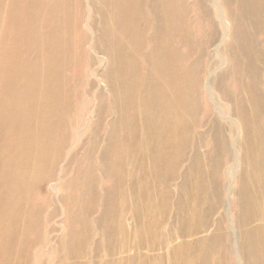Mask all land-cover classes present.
Wrapping results in <instances>:
<instances>
[{"label": "rangeland", "instance_id": "1", "mask_svg": "<svg viewBox=\"0 0 264 264\" xmlns=\"http://www.w3.org/2000/svg\"><path fill=\"white\" fill-rule=\"evenodd\" d=\"M177 1L162 0L159 8L163 19L159 23L163 32L160 26L153 29L154 24L144 37L146 45L140 53H135L133 45L126 47V41L119 36L118 25L113 22L117 11L114 0L60 2L69 5L71 17L79 15L80 23L67 27L68 36L64 37L59 32L66 30L62 20L59 21L64 13L59 17L57 12L48 32L39 31L45 37L39 40L42 41L39 46L45 44L46 48L38 51V59L44 61L47 54L48 57L50 53L59 54L61 61L56 65L62 75L53 83L64 87L61 106L45 113L51 120L48 133L51 153L47 160L52 168L45 166L39 171L41 175L50 174L46 182L24 185L32 208L38 211L25 212L20 218L21 230L14 232L16 246L11 250L6 247L11 256L5 255L0 264H185L187 260L189 264H264V0ZM157 30L165 40L156 46L152 40L159 38ZM160 48L178 59L166 63L143 55L147 53L152 58ZM254 55L259 56L256 59ZM257 68L260 71L256 72ZM173 81L175 94L163 95L161 91L168 90ZM240 107L242 111L245 109L244 113ZM231 109L235 112L231 113ZM243 135L246 136L242 138ZM161 136L167 138V143H162V138L156 140ZM41 139L36 137L34 145H41ZM170 159L173 162L177 159L175 166ZM128 169L132 171L129 173ZM77 216L81 222L76 220ZM19 237L23 238L20 243ZM186 256L189 258L185 259Z\"/></svg>", "mask_w": 264, "mask_h": 264}, {"label": "bare ground", "instance_id": "2", "mask_svg": "<svg viewBox=\"0 0 264 264\" xmlns=\"http://www.w3.org/2000/svg\"><path fill=\"white\" fill-rule=\"evenodd\" d=\"M65 1H69V0H58V1H54V0H0V262H2L5 259V255L9 254L7 253V249L6 247H8V249L14 245L16 246V240L14 237V232L15 231H19L21 230L20 228L22 227V222L20 220L21 217L25 216V212H31L34 209L32 208V200L29 198V196L25 193L24 191V185L27 184L29 185L30 183H34V182H46L48 180V178L50 177V174L47 175H41L39 174V171L41 169H43L45 166L46 167H51L52 163H48L49 161L47 160L48 156L51 153V146L48 143V133L50 130V118L46 116V110L56 107V106H61L62 102H63V97H62V93L64 90V87L62 84H54L53 81L55 79H58L62 74L61 71L58 69L59 67L56 65L57 62L61 61V58L59 56L58 53L51 55V53L49 54L50 56L48 57V54L46 52V56L44 61H39L40 59H38V51L42 48L45 47L44 45L39 46V44H42V40L43 38H45L43 35H41L39 33V31L41 30V33H47L49 30L50 25L52 24V22L54 21V18L56 15V13H59V17L62 13H64L62 18H59V21H61V23L63 24L62 26L65 27L66 30H59L61 35H64V37L68 36L67 31V27L69 26H73V25H77L78 22L80 23V18L79 15H75L73 17H71L69 15V5H65L64 4H59L60 2H65ZM77 1V0H76ZM74 0V2H76ZM79 1V0H78ZM90 1V0H89ZM104 1V0H103ZM157 4L153 3V0H114V2L116 3L115 7L117 6V11L115 14V21H113L114 23L116 22L118 25V31H119V36H121L125 41H126V47H130L131 45L135 46V53H137L139 50H141L146 43L144 44V37L148 34V31L154 26V24H156L154 28L160 26V30L161 32H163L162 30L163 25L161 23H159L161 21V19H163L162 17V10L161 8H159V5L162 3V0H156ZM177 1V0H176ZM212 1V0H211ZM217 1V0H216ZM82 2V1H81ZM97 2V1H96ZM178 2V1H177ZM176 2V3H177ZM181 2V1H180ZM183 2V0H182ZM185 2V1H184ZM213 2V1H212ZM211 2V3H212ZM219 2V0H218ZM217 2V3H218ZM73 3V2H72ZM80 3V2H79ZM87 3V2H86ZM90 3V2H89ZM88 3V4H89ZM114 3V4H115ZM172 3V2H171ZM175 3V5H177ZM195 3V1H194ZM264 3V2H263ZM82 4V3H81ZM96 4V3H95ZM111 4V3H110ZM113 4V3H112ZM187 4V3H186ZM214 4V3H213ZM219 4V3H218ZM217 4V6H218ZM87 5V4H86ZM105 5V3H104ZM164 5V4H163ZM180 5V4H179ZM184 5V4H183ZM203 5V4H202ZM205 5V4H204ZM203 5V7H204ZM207 5V4H206ZM211 5V4H210ZM220 5V4H219ZM227 5V4H226ZM80 6V5H79ZM89 6V5H88ZM100 6V4H99ZM110 6V5H109ZM59 8L58 10H55L54 8ZM95 7V6H94ZM112 7V6H111ZM110 7V8H111ZM182 7V6H181ZM180 7V8H181ZM212 7V6H211ZM214 7V6H213ZM73 8V5H72ZM84 8V7H83ZM89 8V7H88ZM100 8V7H99ZM106 8V7H105ZM165 8V7H163ZM208 8V7H207ZM257 8V7H255ZM103 9V8H102ZM153 9V11L151 10ZM172 9V8H170ZM174 9V8H173ZM189 9V8H187ZM198 9V8H197ZM221 9V8H220ZM74 10V8H73ZM91 10V9H90ZM98 10V9H97ZM101 10V9H100ZM99 10V11H100ZM175 10V9H174ZM180 10V9H179ZM208 10V9H207ZM262 10V9H261ZM103 11V10H101ZM112 11V10H111ZM167 11V10H166ZM172 11V10H171ZM187 11V10H186ZM223 11V10H222ZM72 12V11H71ZM86 12V10H85ZM98 12V11H97ZM107 12V11H106ZM169 12V11H168ZM185 12V11H184ZM191 12V11H189ZM207 12V11H206ZM111 13V12H110ZM179 12H177L178 14ZM182 13V12H181ZM186 13V12H185ZM184 13V14H185ZM74 14V13H73ZM78 14V13H77ZM84 14V13H83ZM82 14V15H83ZM191 14V13H189ZM227 14V13H226ZM112 15V14H111ZM173 15H176L173 14ZM179 15V14H178ZM213 15V14H211ZM218 15V13H217ZM216 15V16H217ZM107 16V15H106ZM168 16V15H167ZM191 16V15H190ZM101 17V16H100ZM112 17V18H113ZM170 17V16H169ZM173 17V16H172ZM171 17V18H172ZM218 17V16H217ZM107 18V17H106ZM109 18V17H108ZM174 18V17H173ZM56 19V18H55ZM167 19V18H166ZM203 19V18H202ZM223 19V18H222ZM224 19L225 16H224ZM82 20V19H81ZM113 20V19H112ZM193 20V19H192ZM207 20V19H206ZM88 21V20H87ZM90 21V20H89ZM111 21V20H110ZM166 21V20H165ZM171 21H173L171 19ZM55 22V21H54ZM103 22V21H102ZM101 22V23H102ZM107 22V20H106ZM109 22V20H108ZM156 22V23H155ZM164 22V21H163ZM193 22V21H192ZM215 22V21H214ZM60 23V24H61ZM111 23V22H110ZM208 23V22H207ZM227 23V22H226ZM86 24V23H85ZM89 24V22H88ZM104 25V23H102ZM101 24V25H102ZM109 24V23H107ZM113 24V23H111ZM110 24V25H111ZM166 24V22H165ZM213 24V23H212ZM211 24V25H212ZM223 24V23H222ZM82 25V24H81ZM170 25V24H169ZM208 25V24H207ZM210 25V26H211ZM61 26V25H60ZM172 26V25H171ZM188 26V25H187ZM214 26V25H213ZM221 26V25H220ZM52 27V26H51ZM106 27V26H105ZM111 27V26H110ZM184 27V26H183ZM81 28V27H80ZM159 28V27H158ZM157 28V29H158ZM166 28V26H165ZM171 28V27H170ZM193 28V27H192ZM210 28V27H209ZM221 28V27H220ZM60 29V28H59ZM89 29V28H88ZM101 29V28H99ZM110 29V28H109ZM108 29V30H109ZM152 29V30H153ZM171 29H176V28H171ZM72 30V29H71ZM106 30V29H105ZM113 30V29H112ZM170 30V29H169ZM183 30V28H182ZM216 30V29H215ZM73 31V30H72ZM102 31V30H101ZM156 31V30H155ZM158 31V30H157ZM167 31V30H166ZM261 31V28H260ZM58 32V33H59ZM83 32V30H82ZM86 32V31H84ZM154 32V30H153ZM161 32L159 33V37L158 39H153L152 40V44L153 45H158L160 43V40H163V35L161 34ZM171 32V31H170ZM263 32V31H262ZM90 33V32H89ZM152 33V32H151ZM226 33V32H224ZM260 33V32H259ZM55 34V33H54ZM73 34V33H72ZM71 34V35H72ZM155 34V33H154ZM164 34V33H163ZM166 34V33H165ZM185 34L184 32H182V35ZM221 34V33H220ZM264 34V33H263ZM49 35V34H48ZM58 35V34H57ZM101 35V34H100ZM116 35V34H115ZM196 35V34H195ZM83 35H81L82 38ZM85 36V34H84ZM225 36V35H224ZM222 36V37H224ZM47 37V36H46ZM103 38V36H100ZM118 37V36H117ZM185 37V36H183ZM187 37V36H186ZM227 37V36H226ZM73 38V37H72ZM106 38V37H105ZM119 38V37H118ZM152 38V37H151ZM170 38V37H169ZM175 38V37H174ZM191 38V35H190ZM220 38V37H219ZM79 39V37L77 38ZM101 39V38H100ZM109 39L110 36H109ZM168 39V38H167ZM223 39V38H222ZM63 40V39H62ZM82 40V39H81ZM120 40V39H118ZM151 40V39H149ZM165 40V38H164ZM163 40V41H164ZM170 40V39H169ZM188 40V39H187ZM48 41V40H47ZM55 41V40H54ZM57 41V40H56ZM106 41V40H105ZM220 41V39H219ZM51 42V41H50ZM58 42V41H57ZM56 42V43H57ZM63 42V41H61ZM98 42V41H97ZM102 42V41H101ZM110 42V40H109ZM108 42V43H109ZM182 42V41H181ZM226 42V41H225ZM48 43V42H47ZM90 43V42H89ZM106 43V42H104ZM264 43V41H263ZM54 44V43H52ZM101 44V43H100ZM103 44V43H102ZM144 44V45H143ZM187 44V43H186ZM192 44V43H191ZM196 44V43H195ZM221 44V43H220ZM51 45V44H50ZM57 45H59L57 43ZM56 45V46H57ZM63 45V43H62ZM118 45V44H117ZM172 45V44H171ZM188 45V44H187ZM47 46V45H46ZM105 46V44H104ZM111 46V45H110ZM148 46V43H147ZM191 46V45H189ZM219 46V45H218ZM63 47V46H61ZM92 47V46H91ZM102 47V46H101ZM155 47V46H154ZM195 47V46H194ZM197 47V45H196ZM46 48V47H45ZM52 48V46H51ZM54 51H55V44H54ZM83 48V47H82ZM115 48V47H114ZM152 48V47H151ZM150 48V49H151ZM181 48V47H180ZM190 48V47H189ZM74 49V48H73ZM103 49V48H102ZM122 49V48H121ZM179 49V48H178ZM177 49V51H178ZM191 49V48H190ZM51 50V49H50ZM60 50V48H59ZM109 50V49H108ZM111 50V49H110ZM115 50V49H114ZM144 50V49H143ZM156 50V49H155ZM48 51V50H47ZM123 51V50H122ZM121 51V52H122ZM142 51V50H141ZM141 51H139L138 53H140ZM52 52V51H51ZM57 52V51H55ZM119 52V51H118ZM125 52V51H123ZM190 52V51H189ZM193 52V51H192ZM257 52V51H256ZM41 53V52H40ZM86 53V51H85ZM129 53V52H128ZM153 54V52L151 53V55ZM41 56V54H39ZM74 54L72 53V56ZM120 55V54H119ZM147 59L152 60L153 58H158L161 59L164 62H171L175 59H178L177 56H175L173 53H170V55L166 54L165 50H162L161 48L159 50L155 51V54L152 58H149L146 54H143ZM180 55V54H178ZM39 56V58H40ZM64 56V54H63ZM139 56V54H138ZM255 56V55H254ZM259 56V55H258ZM257 56V57H258ZM74 57V56H73ZM110 57V55H109ZM119 57V56H118ZM133 57V55H132ZM257 57L255 56V58L257 59ZM261 57V56H260ZM129 58V56H128ZM220 58V57H219ZM253 58V57H252ZM63 59V57H62ZM74 59V58H73ZM100 59V58H99ZM120 59V57H119ZM118 59V60H119ZM131 59V57L129 58ZM192 59V58H191ZM109 60V59H108ZM123 61V57L121 59ZM128 60V59H127ZM134 60V59H133ZM132 60V62H133ZM190 60V59H189ZM261 60V59H260ZM101 61V59L99 60ZM263 60H261L262 62ZM102 62V61H101ZM125 62V61H124ZM138 62V61H137ZM147 62V61H146ZM152 62V61H151ZM161 62V61H160ZM182 62V61H181ZM257 62V60H256ZM255 62V64H256ZM128 63V62H126ZM174 63V62H173ZM179 63V62H178ZM194 63V62H193ZM83 64V63H82ZM112 64V61H111ZM110 64V65H111ZM122 64V63H121ZM133 64V63H131ZM152 64V63H151ZM155 64V63H154ZM261 64V63H259ZM174 65V64H173ZM192 65V64H191ZM113 66V65H111ZM120 66V65H119ZM134 66V65H133ZM190 66V65H189ZM193 66V65H192ZM260 66V65H259ZM108 67V66H107ZM177 67V66H175ZM182 67V66H181ZM258 67V66H257ZM159 68V67H158ZM191 68V67H189ZM195 68V67H194ZM254 68L255 65H254ZM83 69V68H82ZM106 69V68H105ZM136 69V68H135ZM260 69V68H259ZM80 70V69H79ZM78 70V71H79ZM112 70V69H111ZM179 70V69H178ZM200 70V69H199ZM217 70V69H216ZM258 68L256 69V72L260 71L258 70ZM82 71V70H81ZM108 71V70H107ZM148 71V70H147ZM189 71V70H188ZM195 71V70H194ZM179 72V71H178ZM255 72V74H256ZM106 73V72H105ZM71 74V73H70ZM108 75V74H107ZM175 75V74H174ZM112 76V75H111ZM191 76V75H190ZM175 77V76H174ZM176 78V77H175ZM193 78V77H192ZM181 79V78H180ZM108 80V79H107ZM112 80V79H111ZM129 80V79H128ZM210 80V79H208ZM144 84V81H143ZM204 86V85H203ZM208 86V85H206ZM205 86V87H206ZM197 87V86H196ZM207 88V87H206ZM150 90V89H149ZM153 90V89H152ZM176 91V87H175V83L174 81L170 83V88L168 90H164L161 91V93L163 95H167L168 93L171 94H175ZM207 91V90H206ZM111 92V91H110ZM83 93V92H82ZM220 93V92H219ZM112 94V93H111ZM114 94V93H113ZM187 94V93H186ZM199 94V93H198ZM217 94V92H216ZM113 96V95H112ZM116 96V95H115ZM196 96V95H195ZM211 96V95H210ZM83 97V96H82ZM172 98V101H174V97L170 96ZM186 97V96H185ZM112 98V97H111ZM164 98V97H163ZM169 98V97H167ZM187 99V98H186ZM207 99V98H206ZM213 99V98H212ZM83 100V98H82ZM81 100V101H82ZM186 101V100H185ZM206 101V100H205ZM255 101V100H254ZM253 101V102H254ZM154 102L158 105L161 106L157 101L154 100ZM160 102V100H159ZM213 101H211L212 103ZM222 102V101H221ZM174 103V102H172ZM244 103V102H243ZM80 104V103H79ZM84 104V103H83ZM114 104H117V102L115 103V99H114ZM189 104V103H188ZM187 104V105H188ZM223 104H225L223 102ZM256 104H258L256 102ZM97 105V104H96ZM153 105V104H152ZM151 105V106H152ZM215 105V104H214ZM217 105V104H216ZM221 105V104H219ZM228 105V104H227ZM246 105V103H245ZM248 105V104H247ZM254 105V103H253ZM260 105V104H258ZM263 105V104H261ZM101 107V105H99ZM115 107H117L115 105ZM154 107V106H153ZM231 107V106H230ZM243 107V106H242ZM251 107V106H250ZM261 107V106H260ZM257 107V108H260ZM99 108V107H98ZM208 108V107H207ZM213 108V107H212ZM241 108V107H240ZM247 108V107H246ZM255 108V109H257ZM101 109V108H100ZM115 109V108H114ZM152 109V108H151ZM214 109V108H213ZM233 109V108H232ZM231 109V110H232ZM105 110V109H104ZM218 110V109H217ZM242 111V108L240 109ZM245 110V109H244ZM243 110V111H244ZM253 110V109H251ZM102 111V110H101ZM153 111V110H152ZM199 111V110H198ZM242 111V112H243ZM247 111V109H246ZM256 111V110H255ZM82 112V111H81ZM154 112V111H153ZM217 112V111H215ZM235 112V111H234ZM233 110L231 113H234ZM238 112V111H237ZM97 113V111H96ZM103 113V112H102ZM201 113V112H200ZM200 113L198 112L197 114L200 115ZM218 113V112H217ZM230 113V114H231ZM244 113V112H243ZM249 113V112H248ZM59 116H63V113L59 112ZM164 114V113H163ZM236 113V116H239V114ZM242 114V113H241ZM248 115V114H246ZM249 115H252L249 113ZM100 116V115H99ZM142 116V115H141ZM140 116V117H141ZM146 116V115H145ZM220 116V115H219ZM235 116V117H236ZM244 116V115H243ZM143 117V116H142ZM165 117V116H164ZM167 117V116H166ZM165 117V118H166ZM222 116H220L221 118ZM145 118V117H144ZM158 118V117H157ZM162 118V117H161ZM193 118V117H192ZM203 118V117H202ZM224 118V117H223ZM233 118V116H232ZM237 118V117H236ZM241 118V117H240ZM137 119V118H135ZM147 119V117L145 118V120ZM239 119V118H238ZM141 120V119H140ZM139 120V121H140ZM157 120V119H155ZM164 120V119H163ZM241 120V119H240ZM248 120V118H247ZM258 120H259V115H258ZM84 121V120H83ZM159 121V120H158ZM162 121V120H161ZM194 121V120H193ZM233 121V120H231ZM256 121V120H255ZM78 122V121H77ZM76 122V123H77ZM98 122V120H97ZM123 122V121H121ZM135 124V121H133ZM138 122V121H137ZM136 122V123H137ZM146 122V121H145ZM154 122V120H153ZM152 122V123H153ZM169 122V121H168ZM167 122V123H168ZM179 122V121H177ZM234 122V121H233ZM242 122H244L242 120ZM83 123V122H82ZM166 123V122H165ZM245 123V122H244ZM257 123V122H256ZM79 124V123H78ZM81 124V123H80ZM79 124V127H80ZM98 124V123H97ZM117 124V123H116ZM159 124V122H158ZM243 125V123H240V125ZM94 125V124H93ZM103 125V124H102ZM101 125V126H102ZM140 125V124H139ZM146 125V124H144ZM142 125V126H144ZM153 125V124H152ZM151 125V126H152ZM177 125V124H176ZM236 125V124H235ZM238 125V124H237ZM236 125V126H237ZM241 125V126H242ZM75 126V125H74ZM73 126V127H74ZM96 126L95 128H97V125L95 123ZM136 126V125H134ZM150 126V127H151ZM155 126V124L153 125ZM152 126V127H153ZM160 126V125H159ZM166 126V124H165ZM164 126V127H165ZM170 126V125H169ZM168 126V127H169ZM178 126V125H177ZM188 126V125H187ZM78 127V128H79ZM105 127V126H104ZM138 127V126H136ZM141 127V125H140ZM149 127V126H148ZM149 127V128H150ZM182 128V125L180 126ZM192 127V126H191ZM190 127V128H191ZM44 129L43 131H38L39 129ZM102 128V127H101ZM162 129V127H160ZM159 128V129H160ZM166 128V127H165ZM164 128V130H166ZM184 128V127H183ZM182 128V129H183ZM188 128V127H187ZM187 128H185L187 130ZM193 128V127H192ZM239 128V127H238ZM237 128V129H238ZM244 128V127H243ZM242 128V129H243ZM104 129V128H102ZM137 129V128H136ZM98 130V129H97ZM170 130V128H169ZM177 130V129H176ZM241 130V127H240ZM88 131V130H87ZM95 131V129H94ZM139 131V130H138ZM191 131V130H190ZM136 132V131H135ZM142 132V131H141ZM149 132V130H148ZM147 132V133H148ZM157 132V131H156ZM155 132V133H156ZM167 132H170L167 130ZM186 132V131H185ZM184 132V133H185ZM239 132V131H238ZM244 132V131H243ZM246 132L248 133V131L246 130ZM70 133V132H69ZM82 133V132H81ZM109 133V132H108ZM113 133V132H112ZM159 133V132H158ZM166 133V132H165ZM190 133V132H189ZM188 133V134H189ZM195 133V132H194ZM251 133V132H250ZM138 134V132H137ZM163 134V133H160ZM172 134V133H170ZM173 134H174V130H173ZM176 134V133H175ZM181 134V132H180ZM72 135V134H71ZM81 135V134H80ZM97 135V133H96ZM184 135V134H183ZM182 135V136H183ZM186 135V134H185ZM211 135V134H210ZM108 136V134H107ZM133 136V135H132ZM137 136V135H136ZM139 136V135H138ZM142 136V135H140ZM158 136V135H157ZM164 136H166L164 134ZM196 136V135H195ZM240 136V135H239ZM246 136L243 135L241 136L242 138ZM249 135H247L248 137ZM251 136V134H250ZM261 136V135H260ZM36 137H42V141L39 143H42L39 146H35L33 140H35ZM97 137V136H96ZM156 137V136H155ZM163 136L158 137L156 140H160ZM140 138V137H139ZM172 138V137H171ZM184 138V137H183ZM187 138V136H186ZM191 138V137H190ZM260 138V137H259ZM258 138V139H259ZM73 139V138H72ZM77 139V138H76ZM75 139V140H76ZM89 139V138H88ZM95 139V137H94ZM132 139V138H131ZM136 139V138H135ZM141 139V138H140ZM145 139V138H144ZM142 138V140H144ZM177 139V138H176ZM180 139V137H179ZM137 140V139H136ZM150 140V139H149ZM167 138L164 137V139L162 138V143L165 144ZM191 140V139H190ZM248 141V139H246ZM73 141V140H72ZM147 141V140H146ZM243 142L245 141L244 139L242 140ZM250 141V140H249ZM69 142V141H68ZM67 142V143H68ZM143 141H141L142 143ZM177 142V141H176ZM186 142V139H185ZM195 142V141H194ZM252 142V141H251ZM38 143V144H39ZM53 143V142H52ZM51 143V145H53ZM94 143V142H93ZM140 143V142H139ZM148 144V142H146ZM157 143V142H155ZM161 143V144H162ZM167 143V142H166ZM168 143H169V138H168ZM179 143V142H178ZM176 143V144H178ZM182 143H183V139H182ZM253 143V142H252ZM263 143V142H262ZM92 144V143H91ZM113 144V143H112ZM180 144V143H179ZM178 144V145H179ZM190 144V143H189ZM188 144V145H189ZM248 144V143H247ZM69 145V144H68ZM132 145V148L135 147ZM142 145V144H141ZM138 144V146H141ZM157 145V144H156ZM160 145V144H159ZM173 145V143H172ZM193 145V143H192ZM166 146V145H165ZM168 146V145H167ZM166 146V147H167ZM177 146V145H176ZM92 147V146H91ZM178 147V146H177ZM248 148V145L246 146ZM163 149V146L161 147ZM175 148V147H172ZM171 148V149H172ZM135 149V148H134ZM142 149V148H141ZM159 149V146H158ZM157 149V151H158ZM178 149V148H177ZM186 149V148H185ZM256 149V148H255ZM65 150V149H64ZM175 149L171 150L172 152ZM248 150V149H247ZM262 150V149H261ZM135 151V150H134ZM162 151V150H160ZM170 151V150H169ZM179 152V150H177ZM253 151V150H252ZM256 151V150H255ZM117 152V150H116ZM142 152V150L140 151ZM168 152V151H166ZM251 152V151H249ZM248 152V153H249ZM92 153V151H91ZM149 153V152H148ZM158 153V152H157ZM175 152H173L174 154ZM189 153V152H188ZM187 153V154H188ZM253 153V152H252ZM251 153V154H252ZM63 154V153H62ZM134 154V152H133ZM163 154V151H162ZM161 154V155H162ZM184 154V153H183ZM186 154V155H187ZM256 154V153H255ZM99 155V153H98ZM101 155V154H100ZM99 155V156H100ZM161 155H159L161 157ZM165 155V153L163 154ZM178 155V154H177ZM177 155H173L174 157H176ZM180 155V154H179ZM185 155V156H186ZM250 155V153H249ZM253 155V154H252ZM210 156V155H209ZM264 156V155H263ZM133 157V156H130ZM138 157V156H136ZM135 157V158H136ZM142 157V156H141ZM168 157V156H167ZM183 157V156H182ZM90 158V157H88ZM172 158V157H171ZM179 159V157H177ZM181 158V157H180ZM185 158V157H184ZM251 158V156H250ZM57 160V158H55ZM63 159V158H62ZM100 159V158H99ZM128 159V158H127ZM133 159V158H132ZM174 159V158H173ZM187 159V158H186ZM184 159V160H186ZM260 159V158H259ZM263 159V158H262ZM102 160V159H101ZM131 160V159H130ZM129 160V163H130ZM147 160V159H146ZM158 160V159H157ZM171 160V159H170ZM169 160V161H170ZM177 160V159H176ZM176 160L173 162L172 160L170 162H173L172 164L175 166V162ZM261 160V159H260ZM90 161V160H89ZM105 161V160H103ZM133 161V160H132ZM131 161V162H132ZM182 161V160H181ZM259 161V160H257ZM159 162V161H158ZM162 162V161H161ZM182 163V162H180ZM259 163V162H257ZM120 164V163H119ZM135 164V163H134ZM141 164V163H140ZM148 164V163H147ZM170 164V163H169ZM171 164V165H172ZM178 164V163H177ZM260 164V163H259ZM257 164V165H259ZM116 165V164H115ZM121 165V164H120ZM119 165V166H120ZM128 165V164H127ZM131 165V164H129ZM180 165V164H178ZM177 165V167H178ZM263 165V163H262ZM122 166V165H121ZM135 166V165H134ZM173 166V167H174ZM170 167V165H169ZM177 167H174L177 169ZM257 167V166H256ZM260 167V166H259ZM52 168V167H51ZM86 168V167H85ZM131 168V167H130ZM148 168V167H147ZM168 168V166H167ZM264 168V166H263ZM135 169V167H134ZM168 169H172L168 168ZM166 169V170H168ZM126 169H124L125 171ZM129 171V169H128ZM130 171H132L130 169ZM129 171V173H130ZM172 171V170H171ZM176 170H173V172ZM137 172V171H136ZM166 173V171H164ZM231 172V171H230ZM164 173V174H165ZM177 172H175L176 174ZM84 174V173H83ZM157 174V173H156ZM167 174V173H166ZM150 175V174H149ZM128 176V175H127ZM163 176V175H162ZM165 176V175H164ZM231 176V175H230ZM233 177V176H232ZM82 178V177H81ZM152 178V176H151ZM126 179V178H125ZM150 179V178H149ZM163 179H166L165 177ZM159 180V179H158ZM157 180V182H158ZM56 181V180H55ZM125 181V180H124ZM128 181V180H127ZM161 181V179L159 180ZM264 181V180H263ZM82 182V179H81ZM93 182V181H92ZM156 182V180H155ZM154 182V183H155ZM166 182V180H165ZM56 183V182H55ZM130 183V182H129ZM164 183V182H163ZM128 184V183H127ZM126 184V185H127ZM27 185V186H28ZM35 185V184H34ZM155 185V184H154ZM159 185V184H158ZM193 184H191L192 186ZM261 185V184H260ZM260 185L258 184V188L260 187ZM263 185V184H262ZM39 186V185H38ZM81 186V185H80ZM165 186V185H164ZM257 186V185H256ZM255 186V187H256ZM30 187V186H29ZM34 187V186H32ZM157 187V186H156ZM253 187V186H252ZM37 188V186H36ZM82 188V187H81ZM28 189V188H27ZM30 189V188H29ZM54 189V188H53ZM127 189V187H126ZM191 189V188H190ZM253 190V189H252ZM37 191V190H36ZM34 190V192H36ZM91 191H92V187H91ZM192 191V190H191ZM251 191V190H250ZM260 191V189H259ZM258 191V192H259ZM189 192V190H188ZM262 192V191H260ZM128 193V192H127ZM190 193V192H189ZM192 193V192H191ZM154 194V193H153ZM157 194V193H156ZM160 193H158L159 195ZM258 194V193H257ZM263 195V192L261 193ZM114 195V194H113ZM127 195H130L127 194ZM190 195V194H189ZM188 195V196H189ZM244 195V193H243ZM242 195V196H243ZM107 196V195H106ZM111 196V195H110ZM109 196V197H110ZM191 196V195H190ZM259 196V195H258ZM80 197V196H79ZM108 197V196H107ZM114 197V196H113ZM128 197V196H127ZM246 197V196H245ZM244 197V198H245ZM250 197V196H249ZM264 197V196H263ZM192 198V197H190ZM107 199V198H106ZM112 199V196L110 197V200ZM155 199V198H154ZM128 200H130L128 198ZM244 200V199H243ZM264 200V199H263ZM38 201V200H37ZM249 201V200H248ZM256 201V200H255ZM191 202V201H190ZM247 203V201H245ZM260 202V201H258ZM255 202V203H258ZM130 203V202H129ZM160 203V202H159ZM162 203V202H161ZM81 204V203H80ZM25 205V206H24ZM60 205V204H59ZM85 205V204H84ZM122 205H124L122 203ZM157 205V203H156ZM249 206V204H246ZM264 205V204H263ZM79 206V205H78ZM160 206V204H159ZM245 206V204H244ZM247 206V207H248ZM94 207V206H93ZM124 206H122L123 208ZM264 207V206H263ZM79 208V207H78ZM93 209V208H92ZM91 209V210H92ZM36 210V208H35ZM34 210V211H35ZM44 210V209H43ZM63 210V208L61 209ZM90 210V211H91ZM248 210V209H247ZM250 210V209H249ZM38 210H36L35 212H37ZM78 211V210H77ZM76 211V213H77ZM81 211V210H80ZM93 211V210H92ZM34 212V213H35ZM44 212V211H43ZM62 212V211H61ZM190 212V211H189ZM192 212V211H191ZM246 212V211H245ZM86 213V210H85ZM152 213V212H151ZM252 213V211H251ZM44 214V213H43ZM47 214V213H46ZM45 214V216H46ZM58 214V212H57ZM83 214V213H82ZM87 214V213H86ZM264 214V213H263ZM36 215V214H35ZM34 215V216H35ZM74 216L76 214H73ZM79 215V213H78ZM247 215H249L247 213ZM246 215V216H247ZM63 216V215H62ZM80 216V215H79ZM83 216V215H82ZM148 216V214H147ZM245 216V215H244ZM81 217V216H80ZM253 218V214L251 216ZM34 218V217H33ZM79 217L77 216V221L80 220L78 219ZM83 218V217H82ZM157 218V216H156ZM75 219V218H74ZM254 219V218H253ZM252 219V220H253ZM20 220V221H19ZM34 220V219H33ZM32 220V221H33ZM73 220V219H71ZM150 220V219H149ZM152 220V219H151ZM180 220V219H179ZM247 220V219H246ZM29 221V220H28ZM31 221V220H30ZM157 221V220H156ZM155 221V222H156ZM182 221V220H180ZM179 221V222H180ZM34 222V221H33ZM81 222V221H78ZM152 222V221H151ZM178 222V224H179ZM250 222V220H249ZM73 223V222H72ZM84 222H82L81 225H83ZM123 223V222H122ZM182 223V222H181ZM180 223V226L182 225ZM184 223V222H183ZM28 224V222H27ZM76 224V222H75ZM86 224V223H85ZM84 224V225H85ZM152 224V223H151ZM160 224V222L158 223ZM250 224V223H249ZM248 224V225H249ZM24 225V222H23ZM25 226V225H24ZM28 226V225H26ZM87 226V225H86ZM144 226V225H142ZM153 226V225H152ZM155 226V223H154ZM34 227V226H33ZM85 227V226H84ZM123 227V226H122ZM121 227V228H122ZM148 227V226H147ZM106 228V227H105ZM127 228V227H126ZM252 228V227H251ZM256 228V227H255ZM26 229V228H25ZM85 229V228H84ZM88 229V228H87ZM108 229V228H107ZM105 229V230H107ZM144 229V228H143ZM146 229V228H145ZM154 229V228H153ZM33 230V229H32ZM254 230V228H253ZM251 230V231H253ZM257 230V229H256ZM255 230V231H256ZM27 232V230H25ZM31 231V230H29ZM35 231V230H34ZM85 231V230H84ZM149 231V230H148ZM151 231V230H150ZM156 231V230H155ZM21 232V231H20ZM259 231L257 230V233ZM28 233V232H27ZM30 233V232H29ZM37 233V232H36ZM87 233V231H86ZM70 234V233H69ZM72 234V233H71ZM83 234V233H81ZM85 234V233H84ZM152 233H150V236ZM25 235V234H23ZM22 235V236H23ZM37 235V234H36ZM74 237H76L79 234H73ZM76 235V236H75ZM148 235V234H147ZM251 235V234H250ZM30 236V235H28ZM106 236V235H105ZM129 236V235H128ZM131 236V235H130ZM38 237V236H37ZM72 237V236H71ZM73 237V239H75ZM21 239V237H19ZM29 238V237H28ZM68 238V235H67ZM83 238V236L81 237ZM23 239V238H22ZM22 239L19 240L18 242L20 243V241L22 242ZM27 239V238H25ZM69 239V238H68ZM77 239V238H76ZM32 241V240H30ZM38 241V240H37ZM127 241V240H126ZM28 242V241H27ZM75 242L77 244H79L78 239L75 240ZM83 242V241H82ZM129 242V241H128ZM18 243V244H19ZM75 243V245H76ZM126 243V242H125ZM17 244V245H18ZM28 243H26L27 245ZM32 244V243H31ZM71 244V243H69ZM74 244V241H73ZM132 244V241H131ZM184 244V243H183ZM48 245V243H47ZM128 245V244H127ZM186 245H189L186 243ZM40 246V245H39ZM70 246V245H69ZM68 244H67V248H69ZM129 246V245H128ZM127 246V247H128ZM132 246V245H131ZM179 246V245H178ZM185 248V244L183 245ZM20 247V246H19ZM18 247V248H19ZM26 247V246H24ZM182 247L181 244L179 246V248ZM190 247V246H189ZM186 247V248H189ZM17 248V247H16ZM33 248V247H32ZM47 248V246H46ZM132 248V247H131ZM138 248V247H137ZM15 249V248H14ZM70 249V248H69ZM84 249V247H83ZM148 249V248H147ZM24 250V248H23ZM22 250V252H23ZM179 250V249H178ZM177 250V251H178ZM20 251V249H19ZM67 252V250H65ZM187 251V250H186ZM190 251V249L188 250ZM187 251V252H188ZM9 252V251H8ZM33 252V251H32ZM39 252V251H38ZM69 252V251H68ZM67 252V254H68ZM73 252H75L73 250ZM73 252L70 253V255H74ZM80 252V251H79ZM17 253V251H16ZM15 253V255H16ZM19 253V252H18ZM179 253V252H178ZM186 253V252H185ZM26 254V253H25ZM79 254V253H77ZM119 254V253H118ZM126 254V253H125ZM181 254V253H180ZM11 256V254H9ZM14 255V256H15ZM41 255V254H39ZM49 255V254H48ZM173 255V254H172ZM184 254H182L183 256ZM19 256V254H18ZM177 256V253H176ZM31 258V256H29ZM40 257V256H39ZM64 257V256H63ZM69 257V256H68ZM67 257V258H68ZM173 257V256H172ZM171 257V259H172ZM187 257L189 258V256H186L185 259H187ZM16 259V257H14ZM21 258V257H20ZM179 260H181L180 262H182V259H180L181 257H178ZM10 259V258H9ZM8 259V261H9ZM26 259V258H25ZM36 259V258H35ZM47 259V258H46ZM62 259V258H61ZM195 259V258H194ZM64 260V259H63ZM75 260V259H74ZM174 260V258H173ZM5 261V260H4ZM7 261V262H8ZM21 261V259H20ZM23 261H25L23 259ZM70 261V260H69ZM73 261V260H72ZM185 261V260H184ZM188 261V260H187ZM187 261L185 262V264L187 263ZM191 261V259H190ZM33 262V261H32ZM44 262V261H43ZM58 262V261H57ZM60 262V261H59ZM110 262L112 263V261L110 260ZM177 262V261H176ZM6 262H3V264ZM25 263V262H24ZM41 263V262H40ZM122 263V262H121ZM178 263V262H177ZM183 263V262H182ZM181 263V264H182ZM190 262L188 261V264ZM20 264V263H18ZM44 264V263H43ZM59 264V263H58ZM63 264V262H62ZM75 264V263H74ZM80 264V263H79ZM83 264V263H82ZM124 264V263H123Z\"/></svg>", "mask_w": 264, "mask_h": 264}]
</instances>
